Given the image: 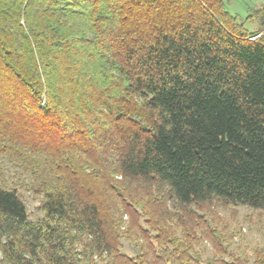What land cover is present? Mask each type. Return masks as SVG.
I'll use <instances>...</instances> for the list:
<instances>
[{"label": "trees", "instance_id": "trees-1", "mask_svg": "<svg viewBox=\"0 0 264 264\" xmlns=\"http://www.w3.org/2000/svg\"><path fill=\"white\" fill-rule=\"evenodd\" d=\"M226 2L0 0V162L40 200L0 185V264H264L218 213L264 211V4Z\"/></svg>", "mask_w": 264, "mask_h": 264}, {"label": "rangeland", "instance_id": "rangeland-1", "mask_svg": "<svg viewBox=\"0 0 264 264\" xmlns=\"http://www.w3.org/2000/svg\"><path fill=\"white\" fill-rule=\"evenodd\" d=\"M264 4V0H227L228 10L238 15V18L245 20L251 9ZM247 27L251 30H257L260 27L258 19L246 22ZM2 175H0V185L8 187L17 184L21 187V193L25 200L29 213L34 216L39 214V198L35 197L29 190L21 186L23 184L21 177L18 176L16 167L4 158L0 162ZM25 177V176H24ZM28 179V178H26ZM221 220H224L229 232H235L232 246L241 254L247 253L253 257L257 248H264V211L251 210L245 207H238L235 210L219 209ZM217 226L220 224L216 223ZM223 225V224H222ZM123 250L128 254H134V246L127 240H123ZM242 247V249H239ZM198 252L203 258H211L214 255L213 246L210 242L200 244L197 247Z\"/></svg>", "mask_w": 264, "mask_h": 264}]
</instances>
